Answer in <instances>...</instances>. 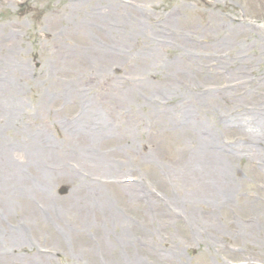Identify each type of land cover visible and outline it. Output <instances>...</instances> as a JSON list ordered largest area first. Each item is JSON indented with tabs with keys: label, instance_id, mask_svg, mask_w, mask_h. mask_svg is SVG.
<instances>
[{
	"label": "rangeland",
	"instance_id": "rangeland-1",
	"mask_svg": "<svg viewBox=\"0 0 264 264\" xmlns=\"http://www.w3.org/2000/svg\"><path fill=\"white\" fill-rule=\"evenodd\" d=\"M3 91L0 264H264V0H0Z\"/></svg>",
	"mask_w": 264,
	"mask_h": 264
},
{
	"label": "bare ground",
	"instance_id": "bare-ground-1",
	"mask_svg": "<svg viewBox=\"0 0 264 264\" xmlns=\"http://www.w3.org/2000/svg\"><path fill=\"white\" fill-rule=\"evenodd\" d=\"M9 93L10 91L0 92V97H4L5 99L8 97ZM9 107H13V106H9ZM15 113H16L15 110L11 111L10 116L12 117L15 116L17 114ZM253 114H254L253 118L245 119L244 121L245 125L247 126V128L259 129V135H262L261 140L262 142H264V132H262L259 126V121L264 120V108L258 109V111L254 112ZM85 125L87 126L88 130L91 128V126L88 124L87 121H85ZM261 140H260V143H261ZM8 162H9L8 153L6 151V148L4 147V149L0 153V165H5L4 167H0V203L5 206L1 208L3 215H8L9 210L14 205V200L16 196L20 194L26 195V193L32 191L35 187V186H32L30 182L20 179L22 183V187L20 188L21 190H19V186L16 183L17 178L15 179L16 173L14 172L13 168L11 170H8V169L6 170V164H8ZM218 162L220 161L218 160ZM89 164L94 166V168H97L99 166V164L96 163L95 161L90 162ZM111 174L112 173H110L109 175ZM104 175H106V173ZM100 178H103V177L100 176ZM104 178H107V177H104ZM109 178H113V177H109ZM47 180H51V178H47ZM25 247L26 245H25L24 237L21 238L20 235H17L16 233L14 239L11 240V242L10 241L5 242V248L3 249V251L5 254H7L8 251L10 253L18 252Z\"/></svg>",
	"mask_w": 264,
	"mask_h": 264
}]
</instances>
